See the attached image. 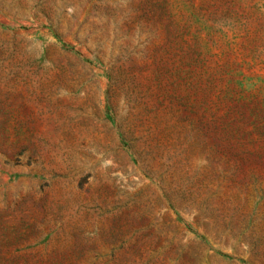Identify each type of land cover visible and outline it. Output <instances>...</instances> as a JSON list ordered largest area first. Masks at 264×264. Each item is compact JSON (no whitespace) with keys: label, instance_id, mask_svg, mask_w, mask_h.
Masks as SVG:
<instances>
[{"label":"rangeland","instance_id":"obj_1","mask_svg":"<svg viewBox=\"0 0 264 264\" xmlns=\"http://www.w3.org/2000/svg\"><path fill=\"white\" fill-rule=\"evenodd\" d=\"M0 264H264V0H0Z\"/></svg>","mask_w":264,"mask_h":264}]
</instances>
